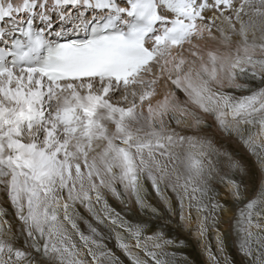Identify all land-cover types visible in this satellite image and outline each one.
Segmentation results:
<instances>
[{
    "label": "snow or ice",
    "instance_id": "1",
    "mask_svg": "<svg viewBox=\"0 0 264 264\" xmlns=\"http://www.w3.org/2000/svg\"><path fill=\"white\" fill-rule=\"evenodd\" d=\"M224 141L255 157L250 196ZM193 213L264 264V0H0V264H123L104 229L130 264H175Z\"/></svg>",
    "mask_w": 264,
    "mask_h": 264
},
{
    "label": "rangeland",
    "instance_id": "2",
    "mask_svg": "<svg viewBox=\"0 0 264 264\" xmlns=\"http://www.w3.org/2000/svg\"><path fill=\"white\" fill-rule=\"evenodd\" d=\"M238 83H245L243 80H238ZM235 91L237 95H245L246 92ZM223 151L232 152L234 157L241 161L243 165L246 166L247 172L246 173H228L231 178H234L238 181L243 180V184L246 185L249 189L246 195H251V190L254 186L260 183V170L256 163L255 157L249 155L245 149L238 144L236 141H224L222 144ZM224 172L227 173L228 170L225 168ZM213 185L218 188L220 191V195L222 200L232 198L227 194L226 189L223 185L219 184L217 180L213 181ZM149 196L151 203L153 206H156L160 211L164 210L163 201L156 195L154 191L149 188ZM115 203V202H113ZM234 203V201H233ZM8 212L12 213V208L10 205H4ZM241 205H236V208L233 209V214L235 213L236 209H238ZM123 205H119L117 210ZM123 214V213H122ZM195 213H193V219L191 221H186L184 225L179 224V216L176 215L173 217V227L174 229L170 233L166 234L170 238L178 237L179 240H183V244H178V246H170L167 251L176 253L175 256V264H210L206 254V245L210 244L212 247V251L217 253L218 257H221V264H226L223 257H227V264H248L246 258H244L240 252L238 251L237 241L235 234L233 233L229 222H221L219 224V231L224 235V242H225V250L223 253L217 252V241H216V229L210 228L206 236H200L198 233L197 225L194 219ZM126 218H131L134 221L138 218L140 219H155L151 217L150 210L141 211V209L135 205L134 201L131 204L130 210L126 209ZM167 219V216L165 217ZM14 220V217H12ZM227 220V217H225ZM226 223V224H225ZM14 226H18V222ZM81 228L86 231L85 226L81 223ZM105 235H110V238L105 240L108 247L115 253V255L123 261V264H130V261L125 256L123 251L118 247L117 241L115 238V234H109L107 229H104ZM151 232L149 231L146 235H150ZM77 243H79L78 237H76ZM134 243V241H133ZM135 250V249H134ZM143 255V253H141ZM90 259V257L88 258Z\"/></svg>",
    "mask_w": 264,
    "mask_h": 264
},
{
    "label": "bare ground",
    "instance_id": "3",
    "mask_svg": "<svg viewBox=\"0 0 264 264\" xmlns=\"http://www.w3.org/2000/svg\"><path fill=\"white\" fill-rule=\"evenodd\" d=\"M256 0H254V2H255ZM11 208V207H10ZM226 224V223H225Z\"/></svg>",
    "mask_w": 264,
    "mask_h": 264
}]
</instances>
